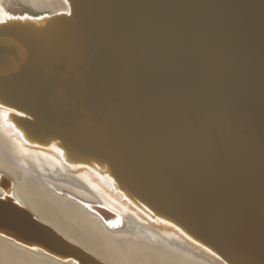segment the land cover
I'll list each match as a JSON object with an SVG mask.
<instances>
[{"label":"water","instance_id":"water-1","mask_svg":"<svg viewBox=\"0 0 264 264\" xmlns=\"http://www.w3.org/2000/svg\"><path fill=\"white\" fill-rule=\"evenodd\" d=\"M65 5L0 23L8 121L29 143L106 172L126 198L225 264H264V0ZM11 188L0 174L1 236L107 264L38 220ZM81 204L108 221L101 206Z\"/></svg>","mask_w":264,"mask_h":264},{"label":"bare ground","instance_id":"bare-ground-1","mask_svg":"<svg viewBox=\"0 0 264 264\" xmlns=\"http://www.w3.org/2000/svg\"><path fill=\"white\" fill-rule=\"evenodd\" d=\"M65 9L64 0H0V14L12 16L23 13L49 14ZM2 109L0 106V111ZM0 174L10 180L11 196L17 203L66 239L107 264L121 263L111 259V256L97 246L87 243V240H78L67 230L62 219L78 225L90 236L103 240L109 245L107 248L123 255L134 252L148 262L225 264L176 225L152 216L126 198L114 186L106 172L101 173L86 165L68 163L58 146L42 147L29 143L15 127H9L2 119ZM2 194L0 190V196ZM81 203L101 206L107 210L108 221L105 222ZM109 221L115 222V226H110ZM0 264L75 263L57 259L44 250L24 246L0 234Z\"/></svg>","mask_w":264,"mask_h":264},{"label":"rangeland","instance_id":"rangeland-1","mask_svg":"<svg viewBox=\"0 0 264 264\" xmlns=\"http://www.w3.org/2000/svg\"><path fill=\"white\" fill-rule=\"evenodd\" d=\"M62 222L63 224L66 226L67 230L73 235L75 236L78 240L80 241H83V242H86L87 240V243H90L92 245H95L97 246L99 249H101L103 252L107 253L109 256H111V259H114V261L116 260V262L118 263H121L123 262V264H127V261H128V264H147V263H151V264H157L156 261H146L145 259H141L140 256H138L136 253L134 252H131L130 254L128 255H123V254H120L118 252H116L115 250L113 249H109L107 247H109V245H107L106 243H104L103 240H98L96 238H94L93 236H90L89 234H87L83 229L79 228L78 225L74 224V223H71V222H68L67 220L65 219H62ZM70 227V229H68V227ZM72 230V231H71ZM102 243V244H101ZM109 249V250H107ZM109 251V252H108ZM112 251H113V254H112ZM115 251V252H114ZM111 252V253H110ZM117 253V254H115ZM117 255L119 257H117ZM140 257V258H139ZM117 258V259H116ZM122 258V259H121ZM128 258V259H127ZM139 258V259H137ZM121 261H120V260ZM123 260V261H122ZM139 260V261H138ZM132 263H131V262ZM135 262V263H133Z\"/></svg>","mask_w":264,"mask_h":264},{"label":"snow or ice","instance_id":"snow-or-ice-1","mask_svg":"<svg viewBox=\"0 0 264 264\" xmlns=\"http://www.w3.org/2000/svg\"><path fill=\"white\" fill-rule=\"evenodd\" d=\"M65 3L68 2V0H64ZM5 19L7 20H25V19H33L31 16L22 15V16H12L8 15L7 13L0 14V23H4ZM13 111L11 108H3L2 111H0V119H2L5 123L9 124V127H13L14 125H11L8 121V113ZM17 115H20V113H16ZM110 226H115V222L109 221Z\"/></svg>","mask_w":264,"mask_h":264}]
</instances>
